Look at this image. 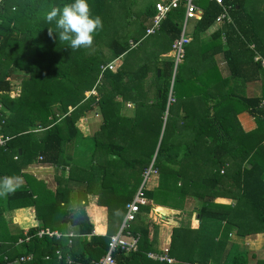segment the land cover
Masks as SVG:
<instances>
[{"label":"trees","instance_id":"trees-1","mask_svg":"<svg viewBox=\"0 0 264 264\" xmlns=\"http://www.w3.org/2000/svg\"><path fill=\"white\" fill-rule=\"evenodd\" d=\"M245 1L224 0L231 7L228 12L232 23L224 22L212 46L217 47L215 52H223L231 68L242 66L243 72L231 71L229 77L247 82L252 79L245 72L248 55L257 77L264 75V38L254 27L253 15L245 10ZM135 2L88 0L92 16L102 18L103 29L94 33L91 48L73 50L68 42L60 41L56 21L48 23L46 16L53 7L62 10L74 0H0V134L9 138L5 146H0V178L24 180L13 194L0 196V264L28 253L37 258L28 264H68L67 257L75 263L97 261L108 252L110 238L119 232L126 206L137 193L155 206L187 209L190 219L196 212L185 201L194 198L200 203L199 229L185 223L173 228L169 256L176 259V264H250L255 260L264 264L257 255L231 241L233 230L240 238L264 233V91L260 98L224 94L219 74L204 76L197 68L191 71L190 44L177 68L173 57L162 58L181 35L178 20L185 17L183 8L168 15L161 29L163 35L158 33L157 39L151 40L153 47L147 41L145 48L143 42L132 49L130 41L139 40L147 20L156 13L154 3L136 12L133 33L129 19L134 14H130V7L122 6ZM201 6L204 14L195 24V42L223 12V7L210 0H204ZM121 8L122 14L129 11L126 31L120 29ZM49 28L54 37L49 36ZM252 44L255 51L250 49ZM257 54L261 60L255 62ZM206 59L203 57V61ZM115 60H122V66L100 77L102 66ZM157 61H162V68L157 67ZM152 71L155 76L151 79ZM19 76L21 93L12 98L10 93L16 86L12 81ZM148 80L154 99H150L148 88L144 89ZM172 82L173 102L169 103ZM93 90H97L98 100L86 95ZM191 91L196 95L191 96ZM128 104L134 105L132 115L123 113ZM242 109L259 123L253 132L244 133L237 121ZM98 110L103 121L92 137L95 150L91 164L83 168L76 165L72 154L84 137L81 120ZM168 134L172 140L167 139ZM176 148L180 150L175 152L173 165L169 160ZM39 163L57 168L71 166V170L61 172L57 189L52 191L46 183L25 173ZM227 166L231 167L228 175ZM151 167L160 173L159 186L150 189L146 182L142 188ZM91 195L98 196V205L108 210L105 236L94 234L95 226L87 213ZM174 195L177 203L169 204ZM219 195H227L235 203L217 204ZM153 205L140 206L130 230L140 238L139 249L130 255L118 251L115 259L119 264H167L148 257L150 252L159 253L155 247L158 227L146 216ZM26 207L35 209L40 226L28 231L33 236L30 242L19 245L26 236L13 223V214ZM40 229L58 230L63 235L73 229L77 237L38 238ZM87 236H92L90 243ZM59 250L62 260L56 255Z\"/></svg>","mask_w":264,"mask_h":264},{"label":"crops","instance_id":"crops-1","mask_svg":"<svg viewBox=\"0 0 264 264\" xmlns=\"http://www.w3.org/2000/svg\"><path fill=\"white\" fill-rule=\"evenodd\" d=\"M159 1L160 0H152V1L145 0L146 4L144 7H146L148 4H152V3L156 4ZM203 1L204 0H201V3L199 4V6L203 3ZM200 8L204 12V9L202 8V6ZM183 9H184V7H183ZM245 10L249 11L253 15L252 17H253L255 29H257L259 26H261L264 23V0H246L245 1ZM184 13H185V10H184ZM130 14L131 15L134 14L131 17L133 18L135 16V19H136L137 13L135 11H132V13H130ZM124 19L125 20L128 19V18H126V15H125ZM150 19H151V17L147 20L146 27L150 23ZM129 20H131V19H129ZM124 22L126 25L127 20ZM196 22L197 21L192 20L188 23V35L191 39L190 48H189L190 49V57H191V59H193L195 61V63L199 62V58L203 60V57L204 58H205V56H206V58L208 57V59H206L205 61H202V63L197 64V65H202V68H198L200 73H202L204 76H207L210 74H219L220 78L222 80L221 85H222V88L224 89V91L228 92L229 95H230V92H232L231 94L233 96H235L236 98H240V97H247V98H258L259 97L260 98V97H262L263 91H264V75L261 74L260 78L257 77L258 71L256 70L254 63L252 64L249 62V59H248L249 55H248V57H246L248 65H247V68H245V72L250 73L249 76H251L252 79L250 81L246 82L243 79H231L229 77L231 74V71L235 72V73H237V71H240V73L243 72L242 66H239L240 69L231 68L229 66L227 59H226V56L223 54V52L219 53V52H215L216 50L215 51L213 50V49L217 48L215 46H212V43L214 42L215 35L224 26V23H222V24L215 23L208 31L200 34L198 36V40L195 42V40L193 38V33H194ZM159 33H160V37H161V35H163V34L161 33V31ZM138 37H139L138 41H140L142 44L144 40L146 41L148 38H152L153 36L146 38L145 33H143L141 36H138ZM154 37H157V36H154ZM223 41L225 42V37H223ZM206 46H211L212 49H210L211 47H209V49L206 50ZM249 46H250V49L252 50L251 45H249ZM134 49H136V48H134ZM233 52L236 53L237 50H234ZM170 53H171V51H170ZM170 53L162 55L163 56L162 58L171 57ZM258 56L261 57L259 54L255 55V62H258V60H257ZM195 57H196V60H195ZM242 57L245 58L244 55ZM194 61L191 62V65L195 64ZM112 62H114V61H112ZM156 65L158 68L163 67L162 61H159V62L157 61ZM235 70H237V71H235ZM158 72H160V71H158ZM152 73H154V71H152L151 74ZM151 74H150V76H151ZM223 80H225V81H223ZM12 82H13V84L16 83V81H14V80ZM15 85L17 87L14 86L13 89L21 88V86L20 85L18 86L17 83ZM246 93H247V95H246ZM224 94H227V93H224ZM97 100H98V98H97ZM263 104H264V101H263ZM129 107H131V106L129 105ZM236 108H237V106H235L234 108L232 107V109H231V117H230L231 120H233V114L235 113L234 111ZM99 114H100L99 111H97L95 113L96 116L98 115L97 117H99L101 115V114L100 115ZM236 118H237V121L239 122L242 130H246V132H248V133L256 130L259 127V123L256 121V119L249 113V111H245L244 109H242L241 111H239L237 113ZM81 121L83 123L82 129H83V136L84 137L80 141L81 145L78 144L79 146H77V149L75 148L72 156H74V158H75L76 165L82 166L83 168H85V167L89 168V166L91 164V159H92L93 154H94V150L90 155L91 158L86 159V157L84 156V152L81 149L82 148L81 146H82V140H85L86 137H89V134L91 133V132L90 133L86 132V129L89 131L90 119H89V117H85ZM85 124H87V125H85ZM88 124H89V126H88ZM85 127H86V129H85ZM60 169H62L61 172L65 171V174H67V172H69L71 170V166H66L65 168H63V167L57 168L54 165L45 164V163L40 164L39 163V164L31 165L25 171V173L29 174L30 176H33L38 181H43L44 183L47 184V186H48L49 180L52 182L55 181V189H52L51 187L48 186L49 189H51L52 191H55L57 189V186H58V181H56V178L59 177L61 174ZM224 180H225V184L227 185V178H225ZM17 183H19V186L23 185L24 180L19 179V181H17ZM225 184H223V185H225ZM226 185H225V189H226V192L228 193V189L226 188ZM155 186L156 187L158 186V182L155 184ZM150 189H152V188H150ZM137 195H138V193L136 194V196ZM135 197H134V199H135ZM188 199L192 200L193 198H188ZM215 202L217 204H224V205H233L235 203L233 198H230L227 195H224V196L219 195ZM148 203L153 205V202L147 201V204ZM187 204L190 205V207L196 212V213H193L191 219L186 214L187 209H185V211L174 210V209H171L168 207L155 206V205H153L152 211L148 215H146L147 218L149 219V221L152 222L156 227H158V234L156 235V238H155L156 239L155 247L157 248V250L159 252L158 254H161V252H164L165 250L170 249L171 243H172L173 228L179 227L183 223H185V225L191 226V228L195 229V230L200 228L201 220H200V216L198 213L200 210V206L199 207H197V206L193 207V205L189 204L188 202H187ZM159 208H162V209L164 208L166 210L172 211L173 216H171V218H168V219H167V216L166 217L159 216V214L156 213V211H158ZM87 213H88V216L91 219L92 223L95 226V230H94L95 236H99V237L105 236L108 232V210L106 207L98 205V196H95V195L92 196L91 195L89 197V205L87 206ZM13 215H14V220H16V222L19 225V229L24 231V233L26 231H29L30 229L38 228L40 226L39 220L37 219L36 211L33 207H26V208L17 209ZM17 223L15 224V226L17 225ZM69 231H71V233L74 232L73 229L69 230ZM53 232H59L62 234V232H60L58 230L53 231ZM220 233L223 234V229L221 230ZM91 238H92V236H87L86 242L90 243ZM231 239H232L231 241L233 243H236L238 245V247H240L244 250L247 249V250L251 251L252 253H254L255 255H257L258 260H264V233H257L255 235H249L243 239V238H240L237 236L236 230H233L231 233ZM150 253H155V252H150ZM29 254H32V253H28V255ZM23 255H26V254H22L21 256H23ZM125 255H127V254H125ZM128 255H130V254H128ZM33 256H34V260L32 262H28V263H34L35 262V260L37 258L34 254H33ZM92 262H91V264H92ZM28 263H25V264H28ZM176 263H177V261L175 259L174 264H176ZM81 264H83V263H81ZM117 264H119V263L117 262ZM250 264H257V261L256 260L252 261Z\"/></svg>","mask_w":264,"mask_h":264},{"label":"built area","instance_id":"built-area-1","mask_svg":"<svg viewBox=\"0 0 264 264\" xmlns=\"http://www.w3.org/2000/svg\"><path fill=\"white\" fill-rule=\"evenodd\" d=\"M199 0H160L155 4L156 13L154 16L151 17L150 23L147 25L145 30V37H152L157 35L164 24V22L167 20L168 15L180 8L184 7L185 10V17H184V23L182 25V32L180 37L173 43L172 50L170 53V56L174 58L175 60V68L178 67L180 63L183 62L186 56V47L191 43V39L188 35V23L192 20L198 21L202 18L204 12L198 5ZM215 2L217 5L223 7V12L218 16L216 19V23L222 24L225 21L231 22V18L229 16V9L231 7H227L225 5L224 0H210ZM141 44L140 41H131L130 46L131 48H136ZM253 45V46H252ZM251 48L252 50H255V45L252 44ZM257 60L260 61L261 57H257ZM116 61L108 63L101 68V76L107 71H116ZM264 66V61H263ZM14 90L10 93L13 95ZM90 96L93 95L94 97H98L97 90H93L90 92ZM12 97V96H11ZM9 138H5L4 135L0 134V146H5L7 144V141ZM155 173L156 171L150 168V170L145 174V180L148 181L149 177L152 175V173ZM222 174H224V170H222ZM147 200L142 198L140 194H138L135 199L127 204L126 206V214L124 217V220L122 222V225L120 227V230L117 234L111 236L110 242H109V248L108 252L98 259L97 261H93L92 264H117V261L115 259V254L118 251H123L125 254H132L138 251L139 249V242L140 238L139 236H135L131 233V226L132 223L135 221L136 216L140 213V206L146 205ZM159 216L163 217L159 212L156 211ZM25 238L19 240V245L23 243H28L31 241L33 236L28 235V231L25 232ZM38 238H44L46 236L49 237H56L58 239L62 237H69L73 238L76 235L74 233H69L66 235H63L59 232H53L49 229H40L39 232L36 234ZM72 244V240L70 241V245ZM57 257L62 260L63 254L59 250L56 252ZM148 257L154 261H159L161 263H167V264H174L175 259L171 258L169 256V250H165L163 253H150ZM47 260H50V257L47 256ZM34 260L33 254H26L23 256H20L16 260H8L7 264H24L28 262H32ZM66 262L68 264H81V263H75L71 257L66 258Z\"/></svg>","mask_w":264,"mask_h":264},{"label":"rangeland","instance_id":"rangeland-1","mask_svg":"<svg viewBox=\"0 0 264 264\" xmlns=\"http://www.w3.org/2000/svg\"><path fill=\"white\" fill-rule=\"evenodd\" d=\"M128 1H130V4H131V1L133 2V1H135V0H128ZM150 1H152V0H150ZM130 4H126V6H122V8L123 7H130L131 8V11H135V12H138L139 10H141V9H143V8H145L144 6H145V4H146V2H145V0H137V2H135V3H133L132 5H130ZM122 8L120 9V14H122ZM127 12H129V11H124V13L122 14V18H123V23L120 25V29H124V27H125V22L124 21H126L125 19H124V17H125V15H126V13ZM129 15V14H128ZM184 18H180L179 20H178V22H179V25L180 26H182L183 25V23H184ZM130 22V30L133 32V33H136V28H137V19H135V16L133 17V18H131V20L129 21ZM123 27V28H122ZM125 31H126V29H124ZM258 30H259V34L261 35V32L263 33L262 35H263V37L262 38H264V23L261 25V26H259L258 27ZM153 38H155V37H152V38H148L146 41L144 40L143 42H145L144 44H143V47L142 48H145L146 46H147V44L148 43H150V45L149 46H151V47H153V42H154V40L153 41H151ZM155 39H157V38H155ZM131 41H133V40H131ZM131 41H130V43H131ZM147 41H148V43H147ZM157 43L158 44H160V41H157ZM255 49H256V47H254ZM140 49V52L142 51L141 50V48H139ZM103 52L105 53V55L106 56H109L108 54H109V52H108V49H104L103 50ZM137 52V51H136ZM195 60H196V57H195ZM116 61V70H118L121 66H122V60H115ZM194 60L193 59H191V60H189V62H193ZM202 59H200L199 58V62L198 63H195V61H194V63L195 64H193V65H190V67H191V71H193V69H195V68H202V65H197V64H200V63H202ZM140 62H141V60H140ZM19 74L21 75V76H26L24 73H22V72H19ZM154 76H155V73H152L151 74V76H150V78L152 79V78H154ZM20 77V76H19ZM191 77V76H190ZM21 80H22V77H20V78H18L17 80H15L16 81V83H17V85L19 86L20 85V83H21ZM15 83V84H16ZM151 83V81L150 80H148V81H146L145 82V84H144V89H145V91H147V88H148V86H149V84ZM222 84V83H221ZM174 85V84H173ZM173 85L171 84V88H172V90H173ZM15 87H17V86H15ZM204 90V89H203ZM14 91L15 92H13V95H11L10 94V96H12V98H15V97H18L19 95H20V93H21V89L20 88H15L14 89ZM221 91L223 92V93H228V92H225L224 91V89L222 88V85H221ZM192 92V91H191ZM148 93H149V97H150V99H154L155 98V93H154V91L151 89V87H149L148 88ZM172 93H173V91H172ZM90 92H88L86 95L87 96H90ZM193 95H196V93L194 94L193 92L191 93V96H193ZM198 95H200V93H198ZM246 95H247V93H246ZM149 99V100H150ZM171 102H173V100L171 101ZM129 105L131 106V107H129ZM264 105V104H263ZM133 107H134V105H132V104H128V106L126 107H124V109H123V113H127V115L128 114H130V115H132L133 114ZM168 108H169V106H168ZM99 111V110H98ZM99 113H100V111H99ZM101 114V113H100ZM99 114V115H100ZM98 116V115H97ZM96 115H95V113L93 112V113H91L90 115H88V117H89V119H90V121H89V124H90V126H89V124H88V126H89V131L86 129V127H85V129H86V132H91L90 134H89V137H86V139L83 141L82 140V150H83V152H84V156L86 157V159L87 158H91V153L93 152V150H95V148H94V144H93V140H92V136H93V134L100 128V126H101V124H102V116L100 115L99 117H97ZM167 117H168V114H167V112H166V115H165V117H164V123H163V126H162V128H163V130H162V132L164 133V130H165V128H166V123H167ZM181 118L182 117H180V116H178L177 117V119H179L180 121H179V123H181L182 124V122H181ZM82 121H81V126H82ZM85 125H87V124H85ZM84 125V126H85ZM91 129V130H90ZM244 131V133H248V132H246V130H243ZM253 132V131H252ZM169 133V132H168ZM170 134H168V137H167V139H169V140H172V138H173V136H169ZM162 138H163V134H161V138H160V141H159V144L161 143V141H162ZM175 139L177 140V142H178V137H175ZM183 149V148H182ZM177 150H180L179 148H176L175 149V151H174V153L171 155V158H170V163L171 164H175V162H176V160H177V158H175V152H177ZM225 170H226V173H227V175H228V171H230L231 170V167H225ZM62 171V169H60V172ZM156 172L154 173H152V175L149 177V179H148V181H147V184L149 185V187L150 188H152V189H155V188H157L156 186H155V184L158 182V186H159V178H160V173L157 171V170H155ZM59 179V177H57L56 178V181ZM49 183H48V186L49 187H51L52 189H55V181L54 182H52V181H48ZM143 183H144V181H143ZM169 204H175V203H177V198H176V195H174L169 201ZM186 202V204H187V202L189 203V204H191V205H193V207L194 206H197V207H199L200 206V203L198 202V200L197 199H187V201H185ZM189 208V207H188ZM191 208H189V210H190ZM157 212H159V209H158V211ZM160 213V212H159ZM171 216H173V214L172 215H169V216H167V219L168 218H171ZM166 219V220H167ZM255 219V218H254ZM244 220V219H243ZM257 220V219H256ZM14 224H16L17 222H16V220H14V222H13ZM16 227H18L19 228V225H18V223H17V225H16ZM236 233H237V231H236ZM234 237V236H233ZM244 239V238H243Z\"/></svg>","mask_w":264,"mask_h":264},{"label":"clouds","instance_id":"clouds-1","mask_svg":"<svg viewBox=\"0 0 264 264\" xmlns=\"http://www.w3.org/2000/svg\"><path fill=\"white\" fill-rule=\"evenodd\" d=\"M47 22L56 21L60 41L68 42L73 50L91 48L94 43V33L103 29V21L99 16H92L88 0H74L66 4L62 10L53 7L46 16ZM49 36L54 37V31L49 28ZM19 177L5 176L0 178V196L13 194L19 187Z\"/></svg>","mask_w":264,"mask_h":264},{"label":"bare ground","instance_id":"bare-ground-1","mask_svg":"<svg viewBox=\"0 0 264 264\" xmlns=\"http://www.w3.org/2000/svg\"><path fill=\"white\" fill-rule=\"evenodd\" d=\"M159 212H160V214L163 216V217H166V216H168V215H172V211H170V210H166V209H162V208H159Z\"/></svg>","mask_w":264,"mask_h":264},{"label":"water","instance_id":"water-1","mask_svg":"<svg viewBox=\"0 0 264 264\" xmlns=\"http://www.w3.org/2000/svg\"><path fill=\"white\" fill-rule=\"evenodd\" d=\"M158 75H160V72H158ZM172 85H173V82H172ZM171 92H172V88H171V91H170V99H169V103L172 101V100H171ZM169 103H168V105H169ZM145 183H146V180L144 179V183H143V185H142V188H143V186L145 185Z\"/></svg>","mask_w":264,"mask_h":264}]
</instances>
